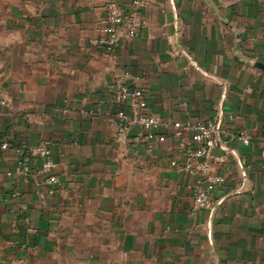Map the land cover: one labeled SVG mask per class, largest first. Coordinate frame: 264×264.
Returning <instances> with one entry per match:
<instances>
[{
  "label": "crops",
  "instance_id": "0c3cea01",
  "mask_svg": "<svg viewBox=\"0 0 264 264\" xmlns=\"http://www.w3.org/2000/svg\"><path fill=\"white\" fill-rule=\"evenodd\" d=\"M104 1L0 0V264H264V0H144L111 52ZM124 73L163 121L150 139L117 134ZM210 120L250 143L215 150L224 181L200 209L171 125ZM43 141L55 185L39 159L15 170Z\"/></svg>",
  "mask_w": 264,
  "mask_h": 264
},
{
  "label": "built area",
  "instance_id": "2783aa9c",
  "mask_svg": "<svg viewBox=\"0 0 264 264\" xmlns=\"http://www.w3.org/2000/svg\"><path fill=\"white\" fill-rule=\"evenodd\" d=\"M145 4L144 0L104 1V36L100 39L99 45L105 52H111L120 42L132 40L138 36L145 25L143 15ZM127 76L128 74L124 73L114 81L113 100L119 105V109L113 116L117 134L125 137L130 131H134L135 139H150L162 126L163 121L147 110L143 90L131 85ZM0 104L6 105L1 87ZM125 107H129V111L125 110ZM171 126L177 138L178 154L170 159L169 164L178 172L192 178L190 188L195 207L208 208L212 204L211 192L224 181L222 174L215 169V164L222 162L223 157L216 155L215 150L226 149L232 139H238L247 145L250 143V136L243 130L228 131L218 120L197 122L187 127L174 122ZM186 131H190L191 134H186ZM159 139H164V136L159 135ZM262 142L264 144V137ZM7 148V141L0 137V149ZM262 155L264 156V149ZM32 159L41 161L40 171L45 175L47 183L51 185L58 183L55 173L57 163L48 141L27 147L23 152L20 165L15 170L27 175ZM7 173L10 174L11 171Z\"/></svg>",
  "mask_w": 264,
  "mask_h": 264
},
{
  "label": "rangeland",
  "instance_id": "374dc122",
  "mask_svg": "<svg viewBox=\"0 0 264 264\" xmlns=\"http://www.w3.org/2000/svg\"><path fill=\"white\" fill-rule=\"evenodd\" d=\"M50 264H86L81 261H72V260H61V261H52Z\"/></svg>",
  "mask_w": 264,
  "mask_h": 264
}]
</instances>
